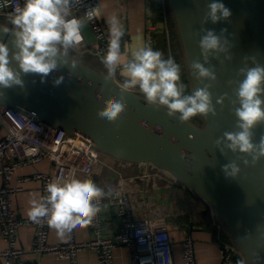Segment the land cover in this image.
Returning <instances> with one entry per match:
<instances>
[{"label": "water", "instance_id": "95a60500", "mask_svg": "<svg viewBox=\"0 0 264 264\" xmlns=\"http://www.w3.org/2000/svg\"><path fill=\"white\" fill-rule=\"evenodd\" d=\"M211 2L167 0L184 81L190 93L210 83L207 80L202 83L191 75V63L197 59L203 63L200 29L206 27L217 34L227 29L232 59L226 60L221 54L206 65L214 66L217 75V81L209 89L217 114H209L207 120L197 116L190 123L180 124L165 109L147 105L138 89L121 95L120 83L124 77L120 73L109 79L105 69L74 52L71 55L79 61L75 69L61 67L44 82L39 75L23 76L24 89L4 90L0 105L32 116L51 131L62 130L70 136L82 133L96 143V150L103 156L128 164L152 165L169 173L207 203L222 233L241 256H234L232 262L264 264V159L255 166L245 167L243 158L237 160V155L230 151L222 156L215 147L216 139L225 131H237L231 101L236 100L234 89L243 79L238 71L245 66L244 57L254 56L264 65V0H221L232 12L230 19L202 25ZM0 24L8 23L0 18ZM8 39L0 33V41ZM12 66L17 67L15 62ZM247 66L254 65L248 61ZM60 75L64 81L54 86L53 80ZM225 93L228 99L223 106L218 105L217 99ZM112 97L123 99L127 105L125 115L116 123L97 116L103 101ZM235 107H239L238 102ZM253 131V143L258 144L264 136V122ZM233 160L242 171L236 180H228L221 166ZM208 230L215 231L210 227Z\"/></svg>", "mask_w": 264, "mask_h": 264}, {"label": "clouds", "instance_id": "9594fccd", "mask_svg": "<svg viewBox=\"0 0 264 264\" xmlns=\"http://www.w3.org/2000/svg\"><path fill=\"white\" fill-rule=\"evenodd\" d=\"M81 3L82 0H23V6H16L8 13V24H0V33L9 37L8 41H0V97L5 95L4 90L24 89L23 76L39 75L44 82L61 67L75 69L79 61L71 53L83 43L84 22L73 15V8ZM231 16V10L221 0H212L201 24H216L229 20ZM106 23L110 35L101 63L109 79H114L120 70L124 77L120 83L121 95L138 89L147 105L165 109L170 117H177L180 124L190 123L197 116L207 120L209 114H217L209 91L217 81V75L214 66L206 65L212 59H219L221 54L226 60L232 59L229 55L232 44L227 38L226 28L219 34L206 27L200 29L203 34L199 48L203 63L199 59L194 60L190 65L191 75L202 83L205 80L210 83L189 93L188 85L181 79V66L174 58H164L161 51L148 45L137 48L129 56L126 50L122 51L125 26L120 18L112 14ZM244 60L245 66L238 71L243 79L234 89L236 100L231 101L237 131H225L216 139L215 147L222 156L230 151L237 155V160L243 158V165L248 167L264 159V136L258 144L253 143L254 128L264 122V65L258 63L254 56H246ZM248 61L254 66H247ZM13 62L17 67L12 66ZM63 81L64 76L60 75L53 84L59 86ZM225 99H228L226 93L216 103L223 106ZM237 102L239 107H235ZM126 108L123 99L112 97L103 101L97 116L116 123L125 115ZM244 157H251V160ZM221 170L228 180H236L242 171L236 160L223 164ZM45 191L47 195L30 200L27 214L33 223L46 221L61 239L78 228L91 225L101 211L100 200L114 194L111 190L106 192L92 179H79L75 175L52 180ZM140 242L144 243L143 240ZM166 254L157 253L161 264H164ZM141 264H151V261L142 260Z\"/></svg>", "mask_w": 264, "mask_h": 264}, {"label": "built area", "instance_id": "2783aa9c", "mask_svg": "<svg viewBox=\"0 0 264 264\" xmlns=\"http://www.w3.org/2000/svg\"><path fill=\"white\" fill-rule=\"evenodd\" d=\"M100 0H82V3L73 8L74 13L81 11L84 19L89 23L98 46L94 54L102 56L108 45L109 33L105 25L99 20L102 14L99 8ZM161 9L166 27V38L170 49V33L167 27L169 9L167 0H149ZM23 6V0H0V18L7 21L8 13L14 7ZM155 31V26L148 28ZM126 42L122 38V47ZM148 45L154 44L153 37L148 39ZM119 69L117 70V73ZM182 79V75H181ZM183 81V80H182ZM139 94V90L137 91ZM142 95V94H141ZM0 122L6 129V134L0 139V175L3 184L0 187V237L6 242V249L0 252V264H36L23 258L25 249L19 245L18 230L22 225L33 227L34 233L30 252L51 254L58 259L66 260L68 264H78L77 255L80 251H95L98 264H113L114 249L126 246L130 250L131 264H141V261L150 259L151 264H161L158 252H167L164 264H174L172 240L170 233L155 223L158 217H163V208L154 209L151 204L153 188H158L160 182L167 186L184 189L194 196L188 187L176 181L169 173L152 165L144 164L138 177L143 180L140 189H131L125 186L126 182L132 186L136 177L122 178L119 174L117 182L111 188L114 193L108 198V206L116 210L118 217L117 229L113 234L105 231L104 199L100 200L101 211L88 226L90 236L85 240L75 237V230L67 236L66 241L54 244L49 241V227L46 221L33 223L29 217L18 219L14 210L13 198L21 191L20 187H11L9 181L16 169L33 165L43 159L51 162V171L48 173L36 172L33 176L23 179H38L42 196L47 195L45 189L48 183L56 178L75 175L77 178L94 179V175L101 170L115 168L123 162L108 158L100 154L95 144L86 135L75 132L66 135L62 130L51 131L46 124L36 122L32 116L23 114L0 105ZM138 191V192H137ZM118 193V195H116ZM197 197V196H196ZM198 198V197H197ZM206 209L211 215L212 227L216 231L217 242L222 248V256L218 264H229L234 256H240L235 247L222 236V230L211 213L205 201ZM143 240L144 243L140 241ZM241 257V256H240ZM181 258L183 264H197L193 237L187 235L181 241Z\"/></svg>", "mask_w": 264, "mask_h": 264}, {"label": "crops", "instance_id": "0c3cea01", "mask_svg": "<svg viewBox=\"0 0 264 264\" xmlns=\"http://www.w3.org/2000/svg\"><path fill=\"white\" fill-rule=\"evenodd\" d=\"M99 8L102 14L100 21L105 25L108 33L107 18L116 14L125 26L126 39L122 51H127L131 56L137 48L148 45V39L153 37L154 44L151 46L154 50H159L164 54V58L169 57V49L166 38V27L163 20V15L159 6L151 3L149 0H100ZM75 16L81 18L84 22L82 34L84 37L82 45L73 50L72 53H78L89 61L95 63L99 67L105 69L101 63V56L94 54L98 43L93 34L89 23L78 12ZM169 21L167 27L170 33V49L171 56L180 64L178 43L173 31V27ZM8 21V20H7ZM6 21V22H7ZM150 25L155 26V31L151 32L148 28ZM181 66V64H180ZM106 70V69H105ZM120 73V70L118 71ZM182 75V72H181ZM6 134L4 125L0 122V139ZM2 161L0 159V166ZM144 164H128L122 163L118 165L115 170L103 169L94 175V182L104 189L106 192L111 190L115 182H117L119 174L122 178L136 177L135 184L132 186L126 182L125 186L131 189H140L143 180L138 177L143 170ZM51 171V162L48 159H43L33 165H25L16 169L12 175L9 184L11 187H20L13 198V205L18 219L28 217V209L30 207V200L32 198H40L42 196L40 190V181L38 179L24 180L25 176H33L36 172L48 173ZM79 179H84L80 178ZM3 184V179L0 175V187ZM138 192V191H137ZM151 204L154 209L163 208V217H158L155 223L164 227L171 235L172 240V255L174 264H183L181 258V241L183 238L190 235L194 240V247L196 253L197 264H218L222 256V248L217 242L216 231L211 232L208 227H212L211 215L205 207V204L200 198H197L190 192L177 188L167 186L165 182H160L158 188H153L151 191ZM108 198L104 199V218L105 231L108 234H113L117 229L118 217L116 210L108 206ZM34 229L29 225H22L18 230L19 245L25 249L23 258L28 262H35L36 264H68L66 260L58 259L51 254L32 253L30 252L31 242L33 238ZM91 233L89 229H76L75 237L78 240L88 239ZM222 236L226 239L224 234ZM48 238L51 243L59 244L66 241L59 238L55 231L49 228ZM6 242L0 237V252L6 249ZM130 250L126 246H120L114 249L113 264H131ZM78 264H98V257L95 251L83 250L77 255ZM0 261L2 259L0 258ZM229 264H235L230 261Z\"/></svg>", "mask_w": 264, "mask_h": 264}, {"label": "trees", "instance_id": "16d2710c", "mask_svg": "<svg viewBox=\"0 0 264 264\" xmlns=\"http://www.w3.org/2000/svg\"><path fill=\"white\" fill-rule=\"evenodd\" d=\"M184 76H183V73H182V80H183V82L185 83V81H184V78H183ZM186 84V83H185ZM190 93V92H189Z\"/></svg>", "mask_w": 264, "mask_h": 264}, {"label": "rangeland", "instance_id": "374dc122", "mask_svg": "<svg viewBox=\"0 0 264 264\" xmlns=\"http://www.w3.org/2000/svg\"><path fill=\"white\" fill-rule=\"evenodd\" d=\"M6 22V21H5ZM6 23H8V21L6 22ZM181 69H182V67H181ZM182 73H183V71H182ZM184 78V77H183Z\"/></svg>", "mask_w": 264, "mask_h": 264}]
</instances>
